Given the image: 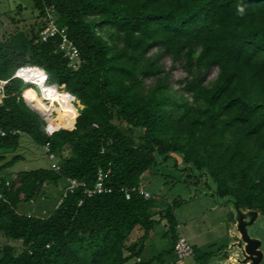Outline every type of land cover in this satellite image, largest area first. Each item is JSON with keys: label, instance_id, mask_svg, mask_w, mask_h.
Segmentation results:
<instances>
[{"label": "trees", "instance_id": "1", "mask_svg": "<svg viewBox=\"0 0 264 264\" xmlns=\"http://www.w3.org/2000/svg\"><path fill=\"white\" fill-rule=\"evenodd\" d=\"M32 1L36 22L6 40L0 33V80H8L0 102V129L6 132L0 137V232L23 246L19 254L0 248V264L178 259L175 210L181 200L165 205L133 191L170 154L208 176L219 199L264 218V0ZM51 21L67 28L79 49L75 65L60 51L59 37L42 40L40 32ZM164 58L184 72L180 90ZM25 66L45 70L46 85L71 94L79 105L57 108L58 121L73 124L84 107L76 124L48 133L47 122L24 100L33 85L14 78ZM24 136L40 148L50 142L61 171L6 174L23 159L17 154L7 161V155ZM99 171L112 192L89 197ZM62 179L82 185L63 194L46 217L19 213L21 204L36 201L46 185ZM156 215L169 224L171 248L143 261L160 221ZM136 231L142 235L131 242ZM193 247L196 264L218 255Z\"/></svg>", "mask_w": 264, "mask_h": 264}, {"label": "rangeland", "instance_id": "2", "mask_svg": "<svg viewBox=\"0 0 264 264\" xmlns=\"http://www.w3.org/2000/svg\"><path fill=\"white\" fill-rule=\"evenodd\" d=\"M37 14L32 0H0V33L2 37L6 40L12 34L28 28L36 22ZM164 61L167 69H172L173 86L180 90L181 84L178 80L185 76L184 72L178 64L173 68L170 59L164 58ZM216 76L217 71H214L210 79H214ZM153 82L150 80L148 84H153ZM32 96H36L40 102H43L37 91L31 94L30 99ZM83 108H78L79 114ZM17 154L21 155L23 159L6 171V174L11 177L20 171L50 167L48 155L43 148L38 147L26 136L21 138L20 148L14 154L7 155V161ZM56 161H59L58 156ZM2 164L3 162H0V165ZM188 167L179 155L170 154L167 159H160L157 165L144 174L142 187L153 198L163 201L165 205L175 200H181L175 210L177 220L182 225V230H177V232L184 234L200 252L218 253L205 264H236L231 259L240 256V253L234 254L236 252L232 250L233 245L237 242L236 238L240 235L237 229L239 220L237 209L225 199H218L214 194L216 186L208 176H201V173L193 167ZM67 187L66 179H62L57 185H46L36 201L23 203L19 206V213L37 217L50 215L60 202ZM155 219L160 221L152 232L151 239L146 243L145 252L141 257L143 261L158 258L171 248V236H165L169 229L167 220L160 219L159 215H156ZM247 230L251 238L261 242V251L264 253V218L260 215L254 224L248 226ZM141 235V232L136 231L131 242ZM5 247L13 248L16 254L23 250L21 242L8 240L0 232V248ZM231 256L232 258H229ZM134 262L131 260L128 264H134ZM162 263L196 264V261L194 258L178 260L172 255H164L162 261L156 259L153 264Z\"/></svg>", "mask_w": 264, "mask_h": 264}, {"label": "built area", "instance_id": "3", "mask_svg": "<svg viewBox=\"0 0 264 264\" xmlns=\"http://www.w3.org/2000/svg\"><path fill=\"white\" fill-rule=\"evenodd\" d=\"M40 36H41L43 41H47L53 37H59L60 38V51L65 55V57L69 58V60L72 62V65L73 64L75 65L76 63L79 62V59H80L79 49L74 44V42L69 38L67 28H59L53 21H51L48 24V26L45 27L40 32ZM31 69L37 70V71L44 74V85H46L47 74H46L45 70H43L41 68H37V67H29V66L21 67L16 71L14 78L21 79L25 83L32 84L33 88H37V90H41L40 87H38V85L34 84L33 82H29L26 79V76L28 75V71ZM7 84H8V80H0V102L3 101V99H5V97H6L5 88H6ZM56 89L58 91H60L58 88H56ZM24 100H25V102H27L25 99V96H24ZM43 101H45L48 104H51L50 100L44 99ZM55 104L59 105L58 102H55ZM56 116H57L56 112H53L51 114V118H53V117L55 118ZM78 116H79V114H78ZM43 118L47 122V129H48V133L50 135H53L56 132H58L61 128H64L62 125H60L59 128H53L51 125L50 119H49L50 117H46L45 115H43ZM57 123H59V122L57 121L56 124ZM14 133H20V132L15 131ZM4 136H6V132L3 131L2 129H0V137H4ZM43 150L48 155V158L50 161V168L55 170L56 172H60L61 166H60L59 162L56 161V158H57L56 154H54L51 151V143L50 142L47 143L43 147ZM143 177H144V175L142 176V180H143ZM67 182H68V187H67L68 189H67V191L64 192V198L67 197L68 192L73 193L79 186L82 185V184H79L76 180H70L69 179V180H67ZM136 190H138L141 194H143L145 196V198H147V199L152 197L148 192H146L143 189L142 183H141V187L139 189H133V191H136ZM111 192H112V188L107 187L105 185L104 173L102 171H99L98 180H97L96 184L93 186L92 189L87 190L88 196L92 197L94 195L111 193ZM127 198L130 199V193L128 191H127ZM61 202L59 204H61ZM177 228H178V230H182V225L179 224ZM175 254L179 260H184V259L195 257L194 247L190 243L189 239L184 234L183 235L180 234V237H179V239L175 245ZM197 264H200V263H197Z\"/></svg>", "mask_w": 264, "mask_h": 264}, {"label": "bare ground", "instance_id": "4", "mask_svg": "<svg viewBox=\"0 0 264 264\" xmlns=\"http://www.w3.org/2000/svg\"><path fill=\"white\" fill-rule=\"evenodd\" d=\"M27 81L33 82L34 84L38 85L41 90L37 89H31L28 90L25 93V99L28 102V104L33 107L35 110L39 111L41 114L45 115L46 117H50V122L53 128H59L60 125L62 126H72L76 122V118L78 117V114L75 115L74 117V123L73 124H68V123H62L57 120V116L53 119L51 118V114L57 110V108H63L65 109L64 111H69L72 110L73 107H78L79 105L76 104L75 101H73V97L71 94L67 92H61L58 91L55 87L53 86H46L44 85V74L31 69L28 71V75L26 76ZM37 91L39 94V98L43 101L44 99L50 100L51 104L46 103L45 101L39 102L33 98L30 99L31 95H29L28 99L27 96L31 91ZM58 92V93H57ZM55 102H58L59 105H56ZM67 106H65L64 104ZM52 119V120H51ZM59 122L56 124V122ZM236 262V259H234Z\"/></svg>", "mask_w": 264, "mask_h": 264}, {"label": "water", "instance_id": "5", "mask_svg": "<svg viewBox=\"0 0 264 264\" xmlns=\"http://www.w3.org/2000/svg\"><path fill=\"white\" fill-rule=\"evenodd\" d=\"M27 105L33 111H35L36 113H38L40 116L43 117V115L39 111L35 110L28 103ZM214 194L216 195V191ZM225 200L227 202L232 203L236 207L238 215H239L238 216L239 220L237 221V229L240 232L241 238L239 239L237 237L236 238L237 242L233 246L238 248V250L240 251V256L237 258L234 257V259H236L235 263L236 264H262L264 262V253L261 251V242L256 239L251 238L247 230L248 226L254 224L255 221L259 218L260 213L256 211H247L245 213L243 210L239 209L236 206V204L234 203L232 199H225Z\"/></svg>", "mask_w": 264, "mask_h": 264}, {"label": "crops", "instance_id": "6", "mask_svg": "<svg viewBox=\"0 0 264 264\" xmlns=\"http://www.w3.org/2000/svg\"><path fill=\"white\" fill-rule=\"evenodd\" d=\"M244 212L246 213L247 211H244ZM238 238L240 239V238H241V236L239 235V236H238ZM229 248H230V247H229ZM232 250H233V252H236V253H234V254H237V253L239 254V253H240V251L238 250V248H237V247H235V246H233V249H232ZM232 250H231V251H232ZM229 258H232V256H231V257H229ZM231 260H232V262H233V260H234V257H233ZM231 260H230V261H231Z\"/></svg>", "mask_w": 264, "mask_h": 264}, {"label": "clouds", "instance_id": "7", "mask_svg": "<svg viewBox=\"0 0 264 264\" xmlns=\"http://www.w3.org/2000/svg\"><path fill=\"white\" fill-rule=\"evenodd\" d=\"M237 11H238V13H239L240 15H243L244 12H245V9H244V7H239V8L237 9Z\"/></svg>", "mask_w": 264, "mask_h": 264}]
</instances>
